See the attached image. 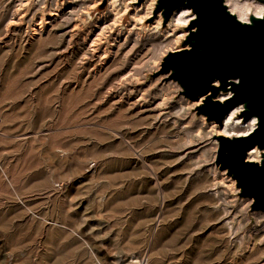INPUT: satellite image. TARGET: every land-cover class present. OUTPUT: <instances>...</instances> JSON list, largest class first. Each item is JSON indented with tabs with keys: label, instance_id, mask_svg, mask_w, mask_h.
Here are the masks:
<instances>
[{
	"label": "rangeland",
	"instance_id": "rangeland-1",
	"mask_svg": "<svg viewBox=\"0 0 264 264\" xmlns=\"http://www.w3.org/2000/svg\"><path fill=\"white\" fill-rule=\"evenodd\" d=\"M117 1L0 0V264H264L218 159L247 125L221 135L164 72L189 33L162 0Z\"/></svg>",
	"mask_w": 264,
	"mask_h": 264
},
{
	"label": "water",
	"instance_id": "water-1",
	"mask_svg": "<svg viewBox=\"0 0 264 264\" xmlns=\"http://www.w3.org/2000/svg\"><path fill=\"white\" fill-rule=\"evenodd\" d=\"M190 4L199 9V13H194L199 23L191 21L186 27L189 34L183 41L184 50L172 53L166 59L164 72H172L174 80L190 100H198L208 75L220 73L229 82L228 87L219 91L220 94L222 91L231 93L230 85L239 78L232 72L241 73L246 82L240 95L248 98L254 111H260L261 96H264V16L251 18L249 24L243 23L230 12L225 0L222 3L221 0H162L159 9L168 23L176 11L182 8L192 10L188 7ZM194 24L195 31L192 30ZM214 99L211 104L215 107L203 105L199 112L208 121L222 125L234 110L235 96L231 103L216 104ZM219 141V164L229 169L234 177L241 170V157L249 144L264 150V146L252 142L249 137L231 139L221 136ZM243 163L247 164V157ZM247 167L251 170L250 175H264V159L261 163L247 164ZM242 190L244 196L254 198L256 210L264 211V187L252 180L246 182Z\"/></svg>",
	"mask_w": 264,
	"mask_h": 264
},
{
	"label": "snow or ice",
	"instance_id": "snow-or-ice-1",
	"mask_svg": "<svg viewBox=\"0 0 264 264\" xmlns=\"http://www.w3.org/2000/svg\"><path fill=\"white\" fill-rule=\"evenodd\" d=\"M222 2L223 0H221V3ZM188 7L192 10H185L181 15L189 18L191 21L199 23L198 16L194 14L199 13V9L191 4ZM244 23H247V21H244ZM192 30H196L195 24ZM232 75L239 76V78L234 80L230 85L232 94L226 92L223 96L219 95V91L228 87L229 82L222 74L215 73L208 75L204 80L203 91L200 93V97H203V99H200V97H197V99L201 104L208 107H215V105L211 104V100L214 97L216 98V104H224L226 101L231 103L233 96H235V104L233 105L235 110L232 111L229 120L242 125L246 124L247 127L240 133L241 136L249 137L252 142L264 146V96H261V110L254 111L248 98L240 95L246 82L245 76L238 72H232ZM257 151H259V149L252 147L251 144L244 149L243 156L241 157V170L238 175L233 177V179L238 181L237 187L242 188L246 182L252 180L257 181L261 187H264V175L258 177L250 175L251 170L247 167V164H254L257 162L255 160ZM261 154L264 156V152ZM245 157L248 158L247 164L243 163Z\"/></svg>",
	"mask_w": 264,
	"mask_h": 264
},
{
	"label": "bare ground",
	"instance_id": "bare-ground-1",
	"mask_svg": "<svg viewBox=\"0 0 264 264\" xmlns=\"http://www.w3.org/2000/svg\"><path fill=\"white\" fill-rule=\"evenodd\" d=\"M136 1V0H135ZM263 1V0H262ZM27 2V1H26ZM117 0H110V6H111V8L113 9V11L116 13L117 12V14H120V12L118 11V9H117ZM156 3V2H155ZM225 3H226V5L228 6V8H229V10H230V12L232 13V14H234L235 16H237L238 17V19L240 20V21H242L243 23H244V21H247V23L249 24L250 23V21H251V18H253V17H256V18H263V16H264V3H261V4H259V5H257V6H255L256 7V13H255V15L254 16H252V5L250 4V3H241V2H239L238 0H225ZM26 4V3H25ZM24 4V5H25ZM149 4V3H148ZM147 5V4H146ZM126 9H127V7H126ZM146 10H147V8H146ZM185 10H189V9H185V8H182V9H180V10H178V11H176L175 12V14H174V16H173V23H174V27L175 28H180V27H187L189 24H190V22H191V20L189 19V18H187V17H184V16H182L181 15V13L183 12V11H185ZM125 11V10H124ZM190 11V10H189ZM136 12V11H135ZM148 13V12H147ZM151 12H149V14H150ZM52 15L51 16H54V14L53 13H51ZM122 14V13H121ZM153 14V13H152ZM146 15V14H145ZM22 16V15H21ZM58 16V15H57ZM122 15H120V17H121ZM140 16V15H139ZM138 16V17H139ZM148 16V15H147ZM23 19V18H22ZM138 19V18H137ZM143 19V17H139V20H142ZM14 23H15V21H13L12 20V22H10L9 23V26H12L13 27V25H14ZM19 23V22H18ZM159 23V22H158ZM161 23V22H160ZM17 24V23H16ZM42 24H43V22H41V23H39V25L37 26V28H35L34 29V35H38L39 33V31L41 32L42 31V28H43V26H42ZM179 35H181L179 38H184L185 37V35H183V34H179ZM89 39V38H88ZM95 39V38H94ZM97 39H98V37H97ZM96 43V42H95ZM92 45H94L93 43H92ZM91 46V45H90ZM115 46V45H114ZM91 48V47H90ZM95 49V48H94ZM96 50H97V48H96ZM95 50V51H96ZM94 51V52H95ZM97 56V55H96ZM93 57V56H92ZM95 66V65H94ZM131 90V89H130ZM235 110V109H234ZM233 110V111H234ZM231 114H232V111L229 113V115L226 117V119H225V121H224V123L220 126V131H219V133L221 134V135H226V136H232V134H231V132L232 131H240L239 129H238V126H237V123H234L233 121H230L229 120V117L231 116ZM258 155H259V151H257V153H256V156H255V159L256 158H258ZM260 159V158H259ZM247 160H248V158H247ZM258 160V159H257ZM261 160V159H260ZM215 168V167H214ZM214 171V170H213ZM216 173V172H215ZM216 179V178H215ZM217 181V180H216ZM221 182V181H220ZM222 183H223V181H222ZM215 186H216V184H215ZM216 188V187H215Z\"/></svg>",
	"mask_w": 264,
	"mask_h": 264
}]
</instances>
